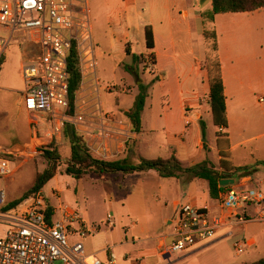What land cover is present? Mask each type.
Wrapping results in <instances>:
<instances>
[{
  "label": "built area",
  "instance_id": "built-area-1",
  "mask_svg": "<svg viewBox=\"0 0 264 264\" xmlns=\"http://www.w3.org/2000/svg\"><path fill=\"white\" fill-rule=\"evenodd\" d=\"M14 43L23 44L26 50L19 104L30 115L34 134L49 125L46 146L57 145L70 125L84 137L95 158L123 159L137 135L125 116L103 112L99 103L98 109L87 112L75 100L70 113L68 60L72 53L81 86L89 80L97 95L102 89L110 93L116 89L112 85L102 87L96 73L88 0H0V63ZM12 173V162L0 156V181ZM246 187V179H240L222 190L217 216L190 204L178 206L170 234L158 238L159 257L165 259L209 243L219 230L245 222L248 207L255 209L256 218H263V194ZM52 196L58 205L37 192L6 209V195L0 188V264H114L112 254L102 260L85 250L83 241L99 227L90 226L80 212L61 202L56 194ZM107 225L112 226V222L108 220ZM244 245L249 244L245 240L233 242L239 254Z\"/></svg>",
  "mask_w": 264,
  "mask_h": 264
},
{
  "label": "rangeland",
  "instance_id": "rangeland-1",
  "mask_svg": "<svg viewBox=\"0 0 264 264\" xmlns=\"http://www.w3.org/2000/svg\"><path fill=\"white\" fill-rule=\"evenodd\" d=\"M88 2L95 43L96 73L102 87L109 85L116 87L111 93L102 89L98 95L94 94V103L97 104L95 108L98 109L100 103L103 112L123 117L122 110L132 105L133 98L139 92L133 76L124 73L126 72L124 67L132 66V61L124 60L125 54L119 46L109 51V40H102V18L105 16L103 1L88 0ZM205 33L210 34L212 31L208 30ZM140 48L134 50L135 53L142 49ZM25 51L23 44H11L5 51L0 65V156L8 158L13 166L12 175L0 181V188L5 192L7 204L22 198L32 188L35 176L48 167L47 162L41 156L35 155L31 147L35 140L38 144L46 146L50 126L40 127L35 135L32 131L30 115L19 104L21 92L24 90L21 67ZM209 55L212 62L215 54ZM150 65L146 64L144 68L139 66V78L147 87V94L153 80L150 82L151 79L148 77L144 79L143 75ZM145 75H148V72ZM124 76L131 83H124ZM258 82V87L247 92L243 107L236 106L233 102L229 114V128H225L226 133L231 134L233 143L246 141L241 147L232 151L231 160L229 158L225 160H230L239 171H242L243 167H250L249 174L253 173L251 170L258 171L264 181V167L257 165V162L264 160V104L257 103L259 98L264 99V75ZM150 93L156 99V108L161 111L167 104L166 100L159 98L160 91L156 88ZM152 136H161V133ZM202 141L213 149L208 155L209 160L219 166L212 130L205 132ZM54 147L59 155L56 176L39 191L42 196L51 204L58 205V199L50 195L53 191L61 202L80 212L90 226L99 227L84 240L86 250L89 247L92 250L112 247L115 264H133L130 259L139 256L143 257V262L147 264L151 259L147 257L145 249L154 248L157 237L170 234V226L167 223L176 218L178 206L186 202L181 199V203L175 207L170 184H162V179L153 176L144 177L134 174L122 180L116 175L89 174L81 180H75L64 174L70 155L69 139L64 137ZM141 153L143 157L152 159L166 155L156 148ZM137 158L138 154L135 155V160ZM129 160L134 161L131 158ZM249 174L237 173L236 176ZM158 187H161V190ZM246 189L250 187L247 186ZM253 189L260 191L264 196V185ZM219 205V200L211 198L210 194L207 196L206 210L209 215L217 216L220 213ZM253 209L248 207V211L252 214L251 218L246 224L241 225L242 230L236 237L225 238L211 247L197 251L194 247V251L190 249L192 251L173 254L167 260L159 259V262L161 264H251L264 258V217L256 218ZM108 220L112 222V226L107 225ZM249 238L255 240V246L244 245L243 253H237L233 242L236 239L246 241ZM126 257L129 259H125Z\"/></svg>",
  "mask_w": 264,
  "mask_h": 264
},
{
  "label": "crops",
  "instance_id": "crops-1",
  "mask_svg": "<svg viewBox=\"0 0 264 264\" xmlns=\"http://www.w3.org/2000/svg\"><path fill=\"white\" fill-rule=\"evenodd\" d=\"M102 1L105 16L102 18L103 28L101 34L102 40H109V51L119 46L125 54L124 60H131L132 55L146 57L150 52H153L155 56V64L145 69L144 72H148V75H145V73L143 75L144 79L148 77L151 79L150 82L153 81L149 87L148 96L141 113V130L137 133L134 142L127 146L124 158H131L134 160L133 162H136L139 158L153 160L154 158L143 157L141 152L156 148L166 154L165 157H161L162 159L174 157L184 167H190L202 162L204 159L209 160L208 155L213 149L202 141L199 123L202 120L205 124V132L208 130L213 132V143L216 145L215 150L219 166L221 158L217 147L216 133L218 132L226 135L228 142L226 153H228L231 160L232 151L241 147L246 140L233 143L231 134L227 135L226 129H217L212 124L208 83L206 73L201 68L207 54L203 35L208 30H211L215 35L225 98L226 128H229V114L233 102L236 106L243 107L247 92L258 87V80L263 79L264 8L253 13L211 15V0ZM146 28H149L152 32L154 47L151 51L147 50L145 44ZM138 47L142 49L140 48L141 50L135 53L134 50ZM126 50L129 55H127ZM124 73L129 75L128 72ZM123 80L124 83H131V81H127L126 76ZM134 81L136 86L140 83L143 84L139 78V72L138 81ZM155 88L160 91L161 97L159 98L166 100L167 103L161 111L156 108V99L150 93ZM93 97L92 86L88 80L83 86H80L75 101L79 102L78 106H84L87 112H93L96 110L95 106L97 105L94 103ZM260 99L262 98H259L257 103L263 105L264 102L259 103ZM131 106L122 110L123 116ZM92 108L93 110H91ZM157 133H161V136H152ZM136 154H138V158L135 160ZM230 160L228 161L229 167L236 168ZM211 164L216 170L221 171L215 163L211 162ZM153 173L156 172L148 171L125 176L116 174V177L122 180L126 176L134 174L144 177H158L157 179L163 180L162 184H170L171 192L174 194L172 202L175 207L181 203L182 199L186 204L206 210L207 196L209 195L206 181L193 179L188 175L164 179ZM237 173L235 172L234 175V172H231L232 177L228 179L233 180L235 183L240 179H246L247 186L252 189L264 185L263 179L256 170L246 176L237 177ZM158 188L161 190V187ZM221 192L222 190L219 191L216 200H219ZM53 194L55 193L52 191L50 195ZM253 210V214H255L256 211ZM245 211V222L219 230L212 241L194 248L195 251L211 247L225 238L236 237L239 234L238 232L242 230L241 225L246 224L251 218L252 214H250L248 208ZM174 220L167 223L170 226V231ZM159 237L156 238L154 248L145 249L147 257L151 259L147 264H161L159 262V259H161L158 248ZM246 242L249 244L248 247L255 246L253 238L247 239ZM111 249L112 247H101L97 250H92L90 247L87 250L85 248L88 254L95 255L102 260H106L108 255L112 254L115 264V255ZM125 259L129 258L126 257ZM130 260L133 264H145L143 257L140 256L133 257Z\"/></svg>",
  "mask_w": 264,
  "mask_h": 264
},
{
  "label": "trees",
  "instance_id": "trees-1",
  "mask_svg": "<svg viewBox=\"0 0 264 264\" xmlns=\"http://www.w3.org/2000/svg\"><path fill=\"white\" fill-rule=\"evenodd\" d=\"M264 8V0H211V14H227V13H253ZM206 43V57L201 64V68L207 74L208 83V99L209 109L214 127L225 129L227 120L225 115V98L223 94V82L221 76V67L217 55V45L214 33H204ZM145 44L147 50L151 51L154 47L152 32L149 28L145 29ZM127 55H129L126 50ZM210 53H214V60L211 62ZM132 66H125L124 70L131 74L134 80L138 81L139 66L146 64H155V56L153 52L144 56H131ZM1 61L0 65L2 64ZM81 76L77 61L74 54L68 60V96L71 105L70 113L73 110L75 96L80 90ZM138 94L134 97L131 108L125 112V117L131 123L133 130L139 133L141 130V113L144 108L145 100L148 96L147 87L140 83L138 86ZM200 128L202 137L205 136V124L200 120ZM64 137L70 141V155L64 174L75 180H81L89 174L97 176H109L121 174L123 176L133 173H145L155 171L161 178L171 179L179 178L181 175H188L190 178L204 180L208 184L210 197L217 199L220 190L226 187H220L219 182L232 177L231 172H240L249 174L250 167H243L242 171L238 168H230L227 152L228 142L225 134L216 133L217 147L220 156V169L214 168L208 159L192 165L184 167L174 157L168 159L157 158L147 160L139 158L136 162H131L128 158H123L115 161H102L95 158L85 146L84 137L76 133L72 126L67 125L64 129ZM39 138V137H38ZM37 138V139H38ZM53 143L48 146L38 144L37 140L32 144V152L35 155L41 156L48 164V167L35 176L32 188L19 200L13 201L6 205V209L12 208L19 204L32 194L42 190V188L56 176V164L59 160L56 147ZM257 165L264 167V160L257 162ZM255 171V170H251ZM253 264H264V258Z\"/></svg>",
  "mask_w": 264,
  "mask_h": 264
},
{
  "label": "water",
  "instance_id": "water-1",
  "mask_svg": "<svg viewBox=\"0 0 264 264\" xmlns=\"http://www.w3.org/2000/svg\"><path fill=\"white\" fill-rule=\"evenodd\" d=\"M234 184V181L231 180V179H227V180H221L219 182V185L220 186H229V185H233Z\"/></svg>",
  "mask_w": 264,
  "mask_h": 264
}]
</instances>
